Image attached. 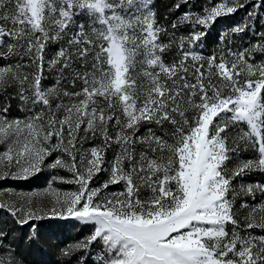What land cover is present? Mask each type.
<instances>
[{
    "label": "snow or ice",
    "instance_id": "1",
    "mask_svg": "<svg viewBox=\"0 0 264 264\" xmlns=\"http://www.w3.org/2000/svg\"><path fill=\"white\" fill-rule=\"evenodd\" d=\"M44 173L0 264L46 218L55 264H264V0H0V181Z\"/></svg>",
    "mask_w": 264,
    "mask_h": 264
},
{
    "label": "rangeland",
    "instance_id": "2",
    "mask_svg": "<svg viewBox=\"0 0 264 264\" xmlns=\"http://www.w3.org/2000/svg\"><path fill=\"white\" fill-rule=\"evenodd\" d=\"M238 19V17H237ZM208 51L213 48L212 38H209ZM48 173L41 174L26 181L5 180L0 181V201L7 199H17L19 194L34 193V202L41 206L51 204L53 197L43 190L47 185ZM103 179V177H102ZM59 187V185H57ZM65 190L72 186H62ZM10 193L12 194L10 196ZM40 230V240L29 246L27 241L21 245V254L25 257L27 264H55L57 260L56 250L76 240L78 237L87 233L84 226L74 220L44 219L38 221ZM84 229L81 231V229ZM27 231V228L24 229Z\"/></svg>",
    "mask_w": 264,
    "mask_h": 264
},
{
    "label": "trees",
    "instance_id": "3",
    "mask_svg": "<svg viewBox=\"0 0 264 264\" xmlns=\"http://www.w3.org/2000/svg\"><path fill=\"white\" fill-rule=\"evenodd\" d=\"M163 3H164V0H159L160 11H161V12H163Z\"/></svg>",
    "mask_w": 264,
    "mask_h": 264
}]
</instances>
